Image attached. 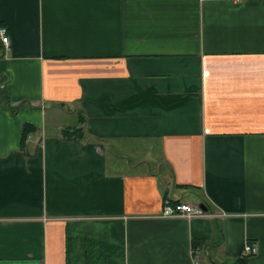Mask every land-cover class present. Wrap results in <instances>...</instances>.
Returning a JSON list of instances; mask_svg holds the SVG:
<instances>
[{
	"label": "crops",
	"instance_id": "0c3cea01",
	"mask_svg": "<svg viewBox=\"0 0 264 264\" xmlns=\"http://www.w3.org/2000/svg\"><path fill=\"white\" fill-rule=\"evenodd\" d=\"M0 28V264H264V0H0Z\"/></svg>",
	"mask_w": 264,
	"mask_h": 264
},
{
	"label": "built area",
	"instance_id": "2783aa9c",
	"mask_svg": "<svg viewBox=\"0 0 264 264\" xmlns=\"http://www.w3.org/2000/svg\"><path fill=\"white\" fill-rule=\"evenodd\" d=\"M239 1V0H235ZM6 28H0V38L6 46L9 43V37L7 35ZM215 215L209 214L205 211L201 205L189 204L185 202L174 203L170 198L164 201L162 213L160 215L161 218L169 219V218H183L187 220H192L196 218H204V217H214ZM221 217H225V215H220ZM245 255L253 256L257 254L258 250L255 247L250 245H246L244 247Z\"/></svg>",
	"mask_w": 264,
	"mask_h": 264
},
{
	"label": "trees",
	"instance_id": "16d2710c",
	"mask_svg": "<svg viewBox=\"0 0 264 264\" xmlns=\"http://www.w3.org/2000/svg\"><path fill=\"white\" fill-rule=\"evenodd\" d=\"M30 129L29 128H25L24 130V135H23V142L25 141V139L27 138V136L29 135L30 133ZM79 132V130L75 131V133ZM65 133L69 134V135H72V134H75L74 132H71L70 130H67ZM80 137V136H78Z\"/></svg>",
	"mask_w": 264,
	"mask_h": 264
},
{
	"label": "water",
	"instance_id": "95a60500",
	"mask_svg": "<svg viewBox=\"0 0 264 264\" xmlns=\"http://www.w3.org/2000/svg\"><path fill=\"white\" fill-rule=\"evenodd\" d=\"M201 207L205 210V211H207V209H206V207L205 206H203V205H201Z\"/></svg>",
	"mask_w": 264,
	"mask_h": 264
}]
</instances>
